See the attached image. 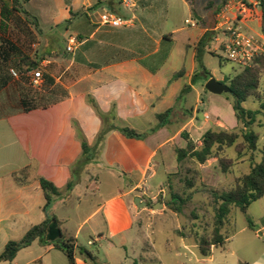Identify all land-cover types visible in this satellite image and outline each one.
Here are the masks:
<instances>
[{"label":"crops","instance_id":"obj_1","mask_svg":"<svg viewBox=\"0 0 264 264\" xmlns=\"http://www.w3.org/2000/svg\"><path fill=\"white\" fill-rule=\"evenodd\" d=\"M98 1L99 6L94 9ZM132 2L134 12L131 11L133 7L126 11L120 0H28L24 4L27 13L36 19L37 29L40 31L53 29L62 24L71 27L72 35L69 37L76 40L74 51L91 40L98 32V28L104 27L98 23V14L103 9L115 13L123 12L124 15L120 16L132 19V25L137 19L138 28L146 32V41L154 40L147 31L156 32L158 29L162 34L158 40H154L157 43L156 47L147 53L122 46H118L117 50L112 49L103 65H92L85 55L79 54L71 58L67 68L73 66L74 70L70 72L72 79L65 86L64 95L57 93V85L62 84L60 75L43 76V86L53 92L45 93V96L36 99L23 89L26 87L24 81L11 78L12 83L5 78L2 79L0 70V252L8 241L22 238L29 228L50 215H54L60 221V228L65 237H73L77 244L81 245L78 235L82 230V224L73 234L65 233L63 226L68 218L60 215V210L71 206L70 199L76 192L78 193L76 200L79 203L93 190L99 189L96 182L86 184L82 181L85 178L89 179L91 174L89 172L93 168L96 169V174L102 170L115 171L124 181L119 188L107 194L90 215L92 217L99 214L102 226L99 227L98 224L93 226L96 229V236L88 240L87 245L95 246L104 240L112 246L125 247L126 234L134 228L139 214V207L134 204V198L138 195L133 194V191L146 179L151 181L157 176L160 166L158 155L177 136H170L169 126L160 128L144 140L126 138L118 131L109 132L102 143L97 163L88 165L84 169L85 177H82L81 182L77 183L66 197L55 198L47 211L43 210L45 200L38 178L48 180L57 188H63L70 180V167L81 154L80 141L76 137L72 121L76 122L88 144L93 143L101 121L87 104V95L95 100L102 112H109L113 106L118 125L136 130L134 127L147 124L149 129L157 123L155 115L172 107L182 88L190 84L196 67L194 52L190 53L191 66L184 74L187 79L184 86H180L178 79L173 78L175 72L164 70L169 62L174 34L183 28L166 30L163 27V19L159 21V12L157 13L151 1L148 7L142 6L144 0ZM125 14L130 16L127 17ZM203 19L204 17H199L198 22ZM145 21L151 23L152 28H149ZM207 30L205 24L194 32L198 34V40ZM165 32L172 34L173 38L165 35ZM66 34L64 49L68 39L65 37ZM1 37L0 31V40ZM163 49L167 50L166 60L155 72H150L139 63V60L154 56ZM127 51L137 53L138 56H127L125 53ZM181 52L184 56L187 55L185 51ZM142 53L146 55L142 56ZM60 60L58 57H50V61ZM48 62L49 60L44 59L41 64L45 66ZM78 66L87 68L81 70ZM22 101L26 107L22 105ZM218 103L232 109L231 103L226 99H220ZM232 124H236V120L232 121ZM138 129L136 130L138 132L147 130ZM179 142L176 147H185L184 140ZM28 167L30 176L27 183L17 184L12 175ZM260 230H264V226L252 231L256 234ZM57 252L63 254L51 245L42 246L35 241L21 249L10 264H44L47 256L58 254ZM95 255L97 256V253ZM127 260L126 255L124 261ZM76 264L87 263L77 257Z\"/></svg>","mask_w":264,"mask_h":264},{"label":"rangeland","instance_id":"obj_2","mask_svg":"<svg viewBox=\"0 0 264 264\" xmlns=\"http://www.w3.org/2000/svg\"><path fill=\"white\" fill-rule=\"evenodd\" d=\"M150 1L157 13L159 12V21L161 18L163 19V27L166 30L183 28L182 31L174 34V44L169 62L164 68L166 72L176 73L180 86H184L187 81L184 74L191 66L190 53L194 52V46L199 37L194 32L205 24L210 31V38L202 55V63L211 77L228 85V78H233L243 71L239 65L228 60L219 51V46L214 39L221 36L213 30V27L216 14L220 11L225 0H144L142 6L148 7L151 4ZM218 6L220 9L217 10ZM121 9L124 8L121 7ZM134 10L135 7L131 9L133 12ZM126 11L129 10L126 9ZM117 14L124 15L123 12H117ZM194 14L204 17V19L200 22L196 21L194 27L185 24L186 19L195 20ZM125 16L129 17L130 14H125ZM19 17L21 22L16 21L10 24L7 37L19 52H11L8 60L2 62L1 78L12 82L11 77L7 74L8 69L19 70V58L22 55L27 56L39 62L38 67L41 68L43 76L60 75L62 84L57 85V93L61 95L66 93L65 86L72 79L70 72L74 70V67L67 68L71 58L79 54L85 55L92 65H103L112 49L117 50L118 46H122L147 53L156 47L157 43L154 40H158L162 34L158 29L156 32L147 31L154 40L146 41V32L138 28V21L135 19L129 28L116 30L107 27L98 28V32L93 38L84 46H80L82 47H79L80 50L77 48L73 54V52H67L64 49V35L68 31L70 32L65 37L68 38L69 35H72L71 27L62 24L53 29L38 31L32 25L24 26L22 16ZM144 23L149 28L153 26L147 21ZM239 25L242 32L246 34L260 35L259 21L256 17H251L246 21L242 20ZM165 35L173 38L170 33L165 32ZM181 50L185 51L187 55L184 56ZM47 52H51V55ZM125 53L127 56L137 54L130 51ZM141 55L146 54L142 53ZM51 56L61 60L59 62L50 61ZM44 59L49 62L45 66H41V61ZM79 68L84 70L87 67L80 66ZM259 72L255 94L243 103L245 108L255 109L260 99L264 100V69H259ZM22 81L26 84L23 89H26L36 99L42 98L45 93L53 92L44 86L41 89L33 88L26 79H22ZM206 82V76L201 75L193 85V89L184 95V102L181 105L189 112L176 109L173 113L169 125L170 136H177L158 155L160 166L157 176L151 181L146 179L140 187L133 191V194L138 195L137 197H140L146 206L138 208L139 214L136 217L135 226L126 234L125 247L112 246L104 240L95 246L87 245V241L96 236V229L93 226L95 224H98L99 227L102 226L99 214L92 217L90 215L103 202L107 194L123 184V177L115 171L102 170L96 174V169L93 168L89 172V174L91 173L89 179L82 180V177H85L83 176L85 170L81 172L78 183L81 180L86 184L96 182L99 189L93 190L79 203L76 200L78 193L76 192L72 196L69 202L71 206L63 207L60 210V215L68 218L63 230L65 233L73 234L82 224L78 241L84 248L97 253L100 262L109 264L119 262L126 264H264V230L259 231L261 235L255 234L247 227L246 222L248 218L255 228L264 226V196L251 203L245 213L231 207L228 220L221 230L228 236L225 244L217 248L211 246L210 255L207 257L199 255L198 240L200 238L209 239L213 230L217 204L213 201L211 191L222 192L232 189L238 179L249 171L250 166L248 160L250 153L243 148L241 138H238L235 147L225 149L223 152V156L229 159L226 162L225 170L221 169L216 157L209 158L203 164H197L190 159H184L179 163L176 161L173 149L178 146L179 141L183 140L180 137L181 132H185L198 147L200 136L205 130L216 127L222 129L237 127L236 124H232V121H235L232 109H227L218 103L220 99H226L231 103L232 96L229 93L212 94L206 91L204 89ZM216 112L217 114H215ZM205 114L209 115L208 120L204 119ZM154 122L156 121L154 120ZM148 126L146 124L134 128L136 130H139L138 128L147 129ZM252 129L259 137L258 147H260L264 142V126L254 124ZM253 155L254 161L258 162V152ZM188 182L191 183L190 186H188ZM172 193L183 198L190 197L179 214L167 208ZM155 203H160L161 206L153 208ZM164 203L166 206L163 205ZM126 255L128 260L125 262ZM45 260L44 264H68L65 256L61 253H55L52 256L50 254Z\"/></svg>","mask_w":264,"mask_h":264},{"label":"trees","instance_id":"obj_3","mask_svg":"<svg viewBox=\"0 0 264 264\" xmlns=\"http://www.w3.org/2000/svg\"><path fill=\"white\" fill-rule=\"evenodd\" d=\"M26 2H28V0H0V31L2 35L0 40V70L2 68V62L8 60L11 52H19V50L7 38L10 24L16 21L21 22L19 17L21 15L24 26L32 25L38 30L36 19L31 17L24 9V4ZM99 4L98 1L93 8L96 9ZM218 9H220V6L217 7V10ZM256 18L259 21L260 35H264V13ZM209 32L210 31L207 30L194 46V62L196 64V70L191 76L190 84L185 85L182 88L172 107L155 115L157 123L146 131L138 132L130 127L118 125L116 123V115L113 106L109 112H102L97 106L95 100L90 95L86 96L87 104L92 108L101 121L100 128L93 143L88 144L76 122L72 121L76 137L80 141L81 154L71 165L70 180L63 188H57L48 180L38 178L39 186L43 192L45 200L43 205L44 211L50 209L55 198H64L70 193L73 187L78 183L81 172L88 165L97 163L102 143L109 132L118 131L126 138L144 140L160 128L169 126L172 121L171 117L176 109L183 112H189L181 105V103L184 102V95L191 90V86L197 82L201 75L206 76V80L211 77L209 71L202 63V55L205 52V47L210 38ZM48 54L51 55V53ZM166 57L167 50L163 49L154 56L139 60V63L146 67L150 72H155L158 67L165 62ZM18 62L20 67L19 71L22 74H26L31 69L37 68L39 64V62L23 55L19 58ZM242 69L243 71L241 73L233 78L227 79V86L230 89L229 94L232 96L231 106L237 127L231 129L216 127L205 130L200 136V145L198 147L195 146L194 142L185 132H181L180 137L186 142V145L183 148L175 147L173 149L175 159L178 163L184 159H190L197 164H203L209 158L216 157L222 170H225L227 166L226 162L229 160L223 156V152L225 149L235 147L238 138H241L243 148L250 153L248 159L250 162L249 171L238 179L232 189L222 192L211 191L213 201L217 206L215 208L213 230L210 238H200L197 243L199 255L201 257H207L210 255L211 246L217 248L222 247L225 244L228 236L223 234L221 230L223 229L225 222L228 220L227 217L231 207H235L245 213L251 203L264 196V142L258 147L259 137L252 129L254 124L264 126V100L260 99L259 104L255 109L243 107V103L255 94L257 77L260 73L259 69H264V56L255 57L250 66ZM176 77L177 75L175 74L173 78ZM22 105L26 107V104L23 101ZM238 126H240V129H238ZM255 152H258L259 154L258 162L254 161L253 153ZM29 176V167L12 175L14 181L20 185L27 183ZM190 185L191 183L188 182V186ZM189 200V196L183 198L176 193H172L167 208L172 212L179 214L181 213L184 204ZM246 222L249 229L256 231V228L250 219L247 218ZM35 241L42 246L51 245L54 249L62 252L66 257L68 264H76L77 257L81 258L87 264H106L100 262L98 257L91 251L77 244L73 237H65L60 228V221L54 215L48 216L39 224L29 228L22 238L8 241L0 252V263L6 262L10 264L21 249L30 246Z\"/></svg>","mask_w":264,"mask_h":264},{"label":"built area","instance_id":"obj_4","mask_svg":"<svg viewBox=\"0 0 264 264\" xmlns=\"http://www.w3.org/2000/svg\"><path fill=\"white\" fill-rule=\"evenodd\" d=\"M120 3L126 9L134 7L132 0H120ZM262 13H264V0H225L216 15L213 30L221 35L214 38L219 51L241 68L250 66L255 57L264 56V35H249L242 32L239 22L258 17ZM184 22L192 27L196 24V21L191 19H186ZM98 23L104 27L121 28L131 26L132 19L103 9L98 14ZM75 44V38L68 37L65 50L73 52ZM41 66L44 64L42 63ZM8 74L14 80L26 79L33 88L43 87L44 77L40 67L31 69L26 74H22L18 69L9 68ZM204 119L208 120L209 115L205 114Z\"/></svg>","mask_w":264,"mask_h":264},{"label":"water","instance_id":"obj_5","mask_svg":"<svg viewBox=\"0 0 264 264\" xmlns=\"http://www.w3.org/2000/svg\"><path fill=\"white\" fill-rule=\"evenodd\" d=\"M194 18L198 21L199 20V17L194 14ZM204 89L212 94H223V93H229L230 92V89L229 87L222 83V82H219V81H216L214 78H209L207 80V82L205 83L204 85ZM134 204L137 206V207H145L146 206V203L144 201H141L140 200V197H135L134 198ZM164 206H166V203L163 204ZM157 206H161L160 203H155L152 207H157ZM259 235H261L260 232H258Z\"/></svg>","mask_w":264,"mask_h":264}]
</instances>
